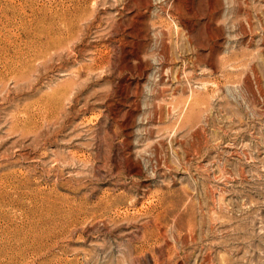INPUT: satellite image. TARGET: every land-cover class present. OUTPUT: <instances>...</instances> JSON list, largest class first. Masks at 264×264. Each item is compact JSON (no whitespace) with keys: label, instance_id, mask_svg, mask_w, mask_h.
<instances>
[{"label":"rangeland","instance_id":"obj_1","mask_svg":"<svg viewBox=\"0 0 264 264\" xmlns=\"http://www.w3.org/2000/svg\"><path fill=\"white\" fill-rule=\"evenodd\" d=\"M0 264H264V0H0Z\"/></svg>","mask_w":264,"mask_h":264}]
</instances>
